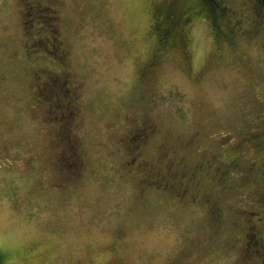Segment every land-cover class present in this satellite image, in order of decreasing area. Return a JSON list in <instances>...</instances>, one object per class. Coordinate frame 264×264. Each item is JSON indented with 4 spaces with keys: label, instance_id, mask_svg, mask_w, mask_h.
Here are the masks:
<instances>
[{
    "label": "rangeland",
    "instance_id": "374dc122",
    "mask_svg": "<svg viewBox=\"0 0 264 264\" xmlns=\"http://www.w3.org/2000/svg\"><path fill=\"white\" fill-rule=\"evenodd\" d=\"M147 1L59 0L52 6L46 0H0L3 264H264V218L255 209L264 201L250 191L264 189V165H251L264 156L253 144L258 134L250 133L263 128L264 33L240 40L239 28L230 23L241 53L223 44L218 57L211 20L197 17L187 25L188 39L182 37L190 60L185 69L167 41L155 49L154 32L163 39L167 32L157 21L148 33ZM195 1L175 3V14ZM230 1L243 27L259 19L256 0ZM61 19L69 21V31L57 26ZM214 20L215 29L223 27ZM150 122L158 130L141 147L147 156L171 145L169 162L180 155L187 165L202 159L199 152L214 136L216 144L230 134L219 141L222 146L250 135L243 140L247 147L235 152L244 167L223 181L212 177L214 169L201 177L210 195L228 181L235 193L221 194L223 204L245 209L240 215L246 231L223 230L220 246L205 250L212 245L205 241L214 239L209 202L194 196L201 198L198 204L183 203L188 196L176 195V179V186L168 180L165 188L143 187L141 172L126 166L121 139L136 144ZM195 138L198 150H172ZM241 237L250 244L242 245Z\"/></svg>",
    "mask_w": 264,
    "mask_h": 264
},
{
    "label": "flooded vegetation",
    "instance_id": "af4514ba",
    "mask_svg": "<svg viewBox=\"0 0 264 264\" xmlns=\"http://www.w3.org/2000/svg\"><path fill=\"white\" fill-rule=\"evenodd\" d=\"M46 1H48V3L51 4L52 6L53 5L55 6V4L59 2V0H46ZM186 1H192L193 2V0H186ZM205 1L206 0H196L195 3H188L187 8L185 7L182 12L180 11L177 14H175V12H174L175 3H180V0H148L147 1L145 12L148 15L149 20H150L148 33L155 31L154 30L155 29L154 24L157 25V21H159V23H162V27L164 30H167L168 28L172 27L171 30H173V33L170 35V37L168 38V41H167L170 44L169 45L170 48H172L169 50H175L176 49L179 51L181 60L186 61V64L184 65L185 69L189 67L190 60H189V56L187 54V51L185 50L184 47H182V43H181L183 40L182 37L186 35V39H188L189 35L187 33V29H188L187 25H189V21L191 23L197 17L204 16V17L209 18L211 20V26H212V30H213L212 33H213L215 43H216L215 55H217L218 57H223L224 53L221 50V47L223 44H224V46L233 50L235 54L241 53V49L239 48V46L237 47V43L236 42L234 43L230 37H227L228 34H225V32H224V35L223 34L220 35L218 29L214 28V26H215L213 24V22L215 21L214 19H216L218 17L215 14V12L217 10L213 11V10L209 9L207 6L204 5ZM222 1H223V4L228 5L229 9L231 10L230 14L234 15L231 19H230V16H231L230 15L229 17H227V19L222 20L223 28L227 29L228 27H233V26H230V23H232V25H235L236 28L238 27L239 29L237 28L238 29L237 35L239 38H241L240 40H243V39H245V37H247V35L245 36L244 34H249V35L252 34V36L255 34L257 35V32L254 29L253 23L250 24V22H249V27H243L241 24H239V22H238L239 20H236V18H235L238 16L237 10L235 11L234 8L231 7V5H233V4L231 3L230 0H222ZM199 3H200V5H199ZM180 4H182V3H180ZM191 4H193L192 5L193 10L189 9V5H191ZM198 10L203 11L202 14L199 16H197ZM191 15H193V16H191ZM185 17H187V18H185ZM53 18L56 21V18L58 19V14H55ZM238 19H240V18H238ZM69 25H70L69 21H65L63 19L57 21V26L62 31H65V32L69 31V28H70ZM171 25H173V26H171ZM156 28H157V26H156ZM58 42H59V39H58ZM153 42L156 45L155 49H158V47L161 46L165 42V38L163 39V36H161L160 32L155 31L154 36H153ZM217 42L222 43V44L221 45L218 44V47H217ZM185 44H186V42H185ZM186 48H187V46H186ZM164 53H165V51H164ZM63 55L65 56L66 54L64 53ZM199 74H201V73H198L196 76L191 77V80L193 82H198L199 79H197V77ZM57 100H60L59 95H58ZM131 110H132V108H131ZM147 110H148L147 107L144 106L143 111L148 113L149 111H147ZM149 114L150 113H148V115ZM152 123L150 122V124H146L144 126V128L146 127V129H144V131H146V133H144V135H142L138 138V142L136 144H133L132 140H127L126 142H123V139H121V141H122L121 144L124 145L125 149H127V154L129 155V158L126 162V166H127V168H130V169L132 168L135 172H139V173L141 172L140 173L141 175L139 176V178H140V182H142L143 187L146 189L156 188L157 185H154V184L159 183L165 188L167 183H165L163 185L162 184L163 182H167L168 180H170L172 182V184L175 185L176 180H177V184L180 187V192H177L176 195H183L184 197L188 196L187 198L182 199L183 203L198 204L199 203L198 200L201 199L199 197H201V196L205 198V199H203L204 202L205 201L209 202L208 219L211 221V223L213 222L215 224V225H211L212 229H210L211 232L213 231L214 239L212 238L209 241L208 240L205 241V243H207V244H212L211 246H209V245L206 246L205 250H214V248H218L220 246V243L222 241H220L219 237L221 236V231H223V230H226L227 233L229 231H234L235 228H237V230L241 229V231H243V232L246 231L248 229L247 223L245 220L242 219V215H240V213L243 212L245 209L234 208V207L226 208L223 204V201L225 200V196L224 195L222 196L221 194H226L227 192L231 193L232 191H234L233 193H235V190L228 189L229 184L225 183L224 188L219 186L221 189L220 192L218 191V193H216V190L219 189V187H218L217 189H214L213 193L210 195L209 192L206 191L205 188H203L201 186L202 175L203 176L204 175H211V173H213V171H212L213 169L215 170V173H216L218 170L223 171L222 168H225V167H231L232 169H234L235 167L239 166V164H240V166L242 164V167L245 166L246 163L243 160H241L242 159L241 157L240 158L235 157L234 159H232L230 157L229 160L228 159L227 160H221V158L217 159V157H218L217 155L219 153L221 154V152H222L221 147L222 148L235 147L236 149H238L240 143L239 142H233L231 144H228V145L223 144L221 146L219 141L228 140L227 137H230V134H227V137H224L222 140H219L218 143H216V144L214 143V141H215V136H214L208 142V144H204L207 147V150L203 149L202 152H199L200 155L202 156V159H199L195 162H191L190 164L187 165L186 161L184 160V157L179 155V156L174 157L175 161L169 162L170 149H168L169 147H167V146H171V145H167V146L163 147L162 150H158V152L155 151L154 152V153H156L155 158L152 157L153 154L147 156V154L144 152V149L143 150L141 149L142 146L143 147L147 146L146 145L147 141H149V139H151V137H153L155 135L156 131L158 130V128L156 127L157 125L155 123H153V124ZM132 129L130 131V134L132 133ZM137 131H140V129H137ZM130 134H127L129 139H130ZM244 138H246V137H242L243 140H246ZM135 139H137V137ZM243 140H239V141H242V144L244 146ZM195 142H196V138L191 140V141H183V140L178 141V146L172 150L173 151L178 150L179 147H180V149L186 148L189 150H191V149L198 150L199 148L196 145L193 146V144ZM221 144H222V142H221ZM165 148H166V152H165ZM172 148H174V147H172ZM212 149H214V151H212ZM233 152H235V151H233ZM78 157H79V160H81V164H85V158H84L82 151H80V152L78 151ZM163 157H167L165 162L162 161ZM161 163H163V164H161ZM206 164H208V166L206 168H204V165H206ZM23 166L26 168H30L32 165L29 163L28 164L25 163ZM185 166L188 167L187 171H185V169H184ZM201 171H204L205 174L201 173ZM214 176L215 175H213L212 177H214ZM219 184L220 183H218V185ZM226 186H227V188H225ZM255 188H258V187H252L250 190L251 192H254L255 195H259L264 190V189L263 190L258 189L257 191H255ZM219 193H220L221 197L218 198L217 196ZM233 193H231V194H233ZM174 196H175V194H174ZM194 196H199V197H194ZM251 213H253V212H251ZM241 221H244V222H243V225L240 227L239 225L241 224L240 223ZM253 227H255V226L253 225L252 228ZM255 233H256V230H255ZM120 236H121V234H120ZM247 236H249V234L246 233L245 237H247ZM208 237H209V235H207L205 238H203V237L199 238V240L197 242L200 243L203 239H207ZM232 239H234V238L232 237ZM240 240L243 243L242 245L247 244V243L250 244V242L244 243V241L246 240V238H244V237L239 238V241ZM230 246L233 247L235 245L233 243H231ZM24 250H33V249H31L30 246H26ZM241 250H242V246H241ZM209 253H211V251H209L208 254ZM203 254H205L204 251H203ZM124 263H126V262L123 260V261H120L118 263L109 262L108 264H124ZM262 264H263V262H262Z\"/></svg>",
    "mask_w": 264,
    "mask_h": 264
},
{
    "label": "trees",
    "instance_id": "16d2710c",
    "mask_svg": "<svg viewBox=\"0 0 264 264\" xmlns=\"http://www.w3.org/2000/svg\"><path fill=\"white\" fill-rule=\"evenodd\" d=\"M207 1V2H206ZM205 1V3H204V5L205 6H207L209 9H211V10H217L216 12H215V14L218 16V20H225V19H227V17L229 16V15H231L230 13V9H229V7L228 6H226L225 4H223V1L222 0H206ZM192 5V4H191ZM189 6V9L191 10H193V6ZM254 6V5H253ZM255 11H256V18H259L258 20L256 19V21L255 22H253V24H254V29H255V31L257 32V33H259V32H263L264 33V0H256V4H255ZM191 16H193V15H191ZM185 18H187V17H185ZM263 18V19H262ZM214 24V23H213ZM216 24V23H215ZM214 24V25H215ZM171 26H173V25H171ZM215 26H217V24L215 25ZM171 28L172 27H170V28H168L167 30H166V32H167V34L165 35V42L166 41H168V38L170 37V35L173 33V30H171ZM218 31H219V34L221 35V34H223L224 35V32H225V34H228L227 35V37H230L231 38V33H232V31H231V28L230 27H228L227 29H225V28H223V27H219V29H218ZM217 47H218V42H217ZM42 67V66H41ZM59 92V91H58ZM263 108H264V104H263ZM261 121H262V119H261ZM262 125H263V128L261 129V127L260 126H258L259 128H257L256 130H254V131H251L250 133L251 134H258V139H259V142H256V143H253L255 146H256V148H257V152L258 153H262L263 152V155H261V158H262V156H264V119H263V121L262 122H260ZM253 132H257V133H253ZM244 136H246V140L247 139H249V137H250V135L248 134V135H244ZM224 137H227V135L226 136H224ZM245 139V138H244ZM242 143V142H241ZM241 143L239 144V146H241ZM215 147V146H214ZM213 147V148H214ZM245 147H247L245 144H244V146H242V147H239L238 149H236L235 147H227V148H222L221 147V154L219 153L216 157H217V159L219 158H221V160H227V159H225L224 158V154L225 153H227V152H232L233 153V155L232 156H229V158L231 157L232 159H234L237 155L235 154V152H240V150L241 149H244ZM237 150V151H236ZM212 151H214V149H212ZM233 151H235V152H233ZM241 153H243V151L241 152ZM236 155V156H235ZM229 158H228V160H229ZM260 158V157H259ZM257 159V160H252L251 161V165H253L254 163H261V165H264V164H262L263 162H264V157L262 158V159ZM242 160V159H241ZM245 162V161H244ZM246 163V162H245ZM241 166H242V164H241ZM244 167V166H243ZM240 168V164H239V166H237V167H235L234 169H239ZM222 170L223 171H220V170H218L214 175H217L218 176V178H217V180L218 181H220V179H219V177L220 178H222V181L223 180H225V179H227V177H228V173H229V171H231L232 170V168L231 167H225V168H222ZM201 173H204V171H201ZM259 173H261V175L262 174H264V169H262V167L259 169ZM228 182V181H227ZM227 182H225V183H227ZM217 183H220V182H217ZM224 183V184H225ZM223 184V183H222ZM219 186H221V185H219ZM219 186H216V188L215 189H217ZM257 186H258V184H257ZM260 186V185H259ZM264 186V185H263ZM219 189H220V187H219ZM219 189H217V192L219 191ZM258 190V188H255V191H257ZM262 196H264V190L259 194V195H256V197H254V198H256V199H259V200H262V201H264V199H263V197ZM261 201V202H262ZM258 204H260V203H258ZM256 210H257V213H259V214H261V216L260 217H262V218H264V205L261 203V205L260 206H257L256 205V208H255ZM253 213H254V211H253ZM255 232V231H254ZM0 264H3V260H2V257H1V255H0Z\"/></svg>",
    "mask_w": 264,
    "mask_h": 264
}]
</instances>
